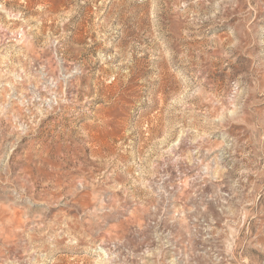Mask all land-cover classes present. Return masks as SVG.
<instances>
[{
	"label": "rangeland",
	"instance_id": "1",
	"mask_svg": "<svg viewBox=\"0 0 264 264\" xmlns=\"http://www.w3.org/2000/svg\"><path fill=\"white\" fill-rule=\"evenodd\" d=\"M0 264H264V0H0Z\"/></svg>",
	"mask_w": 264,
	"mask_h": 264
}]
</instances>
